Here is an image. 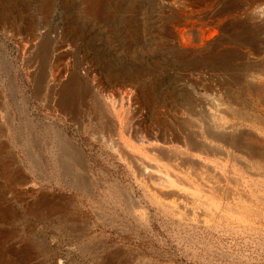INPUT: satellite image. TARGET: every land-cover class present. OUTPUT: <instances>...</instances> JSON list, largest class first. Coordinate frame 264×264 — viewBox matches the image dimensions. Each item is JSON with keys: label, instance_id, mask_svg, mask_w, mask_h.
Returning a JSON list of instances; mask_svg holds the SVG:
<instances>
[{"label": "rangeland", "instance_id": "374dc122", "mask_svg": "<svg viewBox=\"0 0 264 264\" xmlns=\"http://www.w3.org/2000/svg\"><path fill=\"white\" fill-rule=\"evenodd\" d=\"M167 2L181 3L175 12ZM214 2L0 0V264H264V160L249 173L200 154L199 166L187 168L148 149L147 132L154 124L189 126L186 98L175 88L182 72L206 73L202 65L180 62L190 55L187 47L202 50L194 33L223 44L245 25L238 19L226 32L218 31ZM227 51L223 58L231 62ZM56 58H62L57 68ZM233 70L230 79L238 76ZM73 71L76 82L70 81ZM150 84L156 90L139 94L140 86L147 90ZM125 88L135 91L137 104L117 97ZM134 105L144 113L134 114ZM105 112L112 114L114 132ZM132 116L137 123L129 131ZM174 147L188 157L196 153ZM137 158L154 162L157 174L183 175L189 185L174 182L173 190L196 198L194 207L211 214L204 222L192 214L184 223L166 212L179 210L180 199L155 192L153 175L138 169ZM208 164L235 173L239 183L211 179L203 168ZM215 187L241 195L224 196ZM216 210L219 217L212 216Z\"/></svg>", "mask_w": 264, "mask_h": 264}, {"label": "bare ground", "instance_id": "6f19581e", "mask_svg": "<svg viewBox=\"0 0 264 264\" xmlns=\"http://www.w3.org/2000/svg\"><path fill=\"white\" fill-rule=\"evenodd\" d=\"M180 3L178 2V4H179V5H177L178 7L180 6ZM165 5H166V8L170 9V11H175V9L177 10L176 3H173V2L168 3L167 2ZM211 10L214 11L215 15L220 17V19H218V21L216 23V28L218 31H221V33L226 32V30L225 31H223V30L225 28H228L227 26H230V25L234 26L236 24L235 21H238V19L243 20V24H245V25H243V27H241V28L238 25L240 28L239 31H236V32L234 31L235 33L231 34L229 37L226 36V38H225L223 35V37L226 40V41H223V44L216 43L215 42L216 39H214L213 37L211 39H203V38H201L202 35L198 36L197 33H194V37H195V39L197 38L196 40H199L202 50H197V49H195L196 47L194 49L190 48L191 46L189 48L187 47L186 49H190V50H188V51H190L189 52L190 55L186 56V58H182L180 60V62L186 63V65H202L205 68L206 73H202L198 70H195V71L187 70L186 73L182 72L180 74L181 85L175 88V89H181L183 91L185 98H186V101H187L186 102V109H185V114H183V115L188 120L189 126H186V128H185V124L181 123L184 127L180 126L181 128L177 129V128H174V127H172L166 123L162 124L161 126L154 124L153 126L150 127V129L147 132V137H148L147 139L150 141V146L147 145L150 148H148V147L147 148L151 149V150H149L150 151L149 153H151V151H152V152L156 153V155L158 154V155H161L164 157L166 156L169 160H172V161H174L178 164H181V165H186V167L190 166V165L194 166L195 164L198 165L199 163L198 164L195 163L196 157L198 156L197 158L199 159V156H201L200 154H202V155H206L207 157L209 156L210 158L211 157H218V158L226 159V160L230 161L231 163L240 166L241 169H243L244 171L251 173L250 170L252 169V164H254V163L257 164L260 160H264V0H247L244 4L239 3L236 5H231V4H226V3L224 4V2H221V1L217 2V0H216V3L214 2L213 6L211 7ZM235 14H238V15H235ZM189 24H191V23H189ZM192 24H194V23H192ZM200 26H203V25H200ZM182 29H180V31ZM213 34L217 35L215 33H213ZM229 34L230 33H228L227 35H229ZM209 36H211V35H209ZM43 41H46V39H44ZM42 44H46V42H44ZM226 44H229L230 47H228V46L226 47L225 46ZM182 46L179 45L180 48H182ZM226 48L229 49V51L231 50V55H232V57H234V59H232L231 62L229 60L225 61L223 58L224 57L223 55L228 54L227 53L228 51ZM186 54H187V52H186ZM61 60H62V58H59V59L56 58V60L53 61V63H52L53 67L57 68L59 66ZM233 69H235V70H233ZM230 70L236 71V73L238 74L236 79H230L227 77V74H229ZM68 74H69V72H68ZM206 74H208L211 78L207 79ZM143 76H144V74H143ZM77 77L78 76L76 74V71H73L72 73H70V81L76 82L77 80H79ZM63 78H64V76H63ZM55 79H56L57 83H58V81L61 80L60 78H55ZM218 82L219 83H225L227 85L225 90H222L217 85ZM55 84H56V82H55ZM151 90H156L154 84H150L149 86H147V90L145 89V87L140 86V88L138 89V92H139V94H143V93H145V91H146V93H150ZM116 92H117V97L121 98V100H123L125 98V101L127 99V102L129 103V105L135 103V102L133 103V100L135 99V97H134L135 91H130V89L125 88V90H123V91L117 90ZM116 92H114V94ZM107 96H108V94H107ZM107 98H109V97H107ZM123 104H124V100H123ZM135 104H137V103H135ZM131 106H133V105H131ZM103 108H105V107L103 106ZM121 110H124V109H121ZM139 110H140V107L139 106L136 107L134 105V110H133L134 114L141 112ZM142 113H144V112H141V114ZM131 114L129 113V115H131ZM105 115H106V120L108 122V127L110 128V131L112 130L114 132L115 130H117L116 129L117 127H116V123H115L113 117L111 116L112 114L110 115V113L105 112ZM134 117L135 116L131 117V119L133 121L128 124L129 126L127 127V129L129 131H131L133 123H135V122L137 123V119H135ZM141 120H138V123H139V121L141 122ZM63 136L65 137L66 135H63ZM111 137H113V136L111 135ZM113 139H115V138L113 137ZM132 140H134V139H132ZM65 141H66V139H65ZM143 141H144V139H143ZM111 143H113V142H111ZM117 144L118 143H116L115 145H117ZM174 145L184 147L189 152H192V153L196 152V153L194 155L191 154L192 156L188 157V156H186L185 152H183L179 148L178 149L175 148ZM117 147H118V145H117ZM147 148L145 150H148ZM116 149H118V148H116ZM118 150H121V149H118ZM151 154H153V153H151ZM75 155H76V153H75ZM133 157L131 156V158L134 161ZM164 157H162V159H164ZM132 159L130 161H132ZM213 159H215V158H213ZM203 160H204V158H203ZM207 161H209V159ZM136 162L139 165L138 169H140V167H142V166L146 167V171L148 170L150 175H153V176H150V177H152L151 180H150V178L148 179V181L150 180L149 181L150 183L154 184L153 185L154 188H152V189H154V190L156 189L158 192L161 193L162 196H163V194H165V196L170 195V196L178 197L180 199L179 210L164 209V210H166V212H168L171 215L178 217L180 219V221L184 222V223H189V216L192 214H196V215L198 214L199 218H200V220H199L200 222H204V217H207L208 215L211 214V213L209 214L208 211H206L202 207H194V200L196 198H194V200H193L187 193H185L183 191L178 192L177 190H175V191H177V193L172 194V192L174 191L173 186H175V185H173L174 182H178V183H184L185 182V183H187V180L184 179L183 175L181 176L179 174H176V173H173L170 171L169 172L172 173L170 175H169V172L166 174H165V172H164V174H162V173L157 174L155 172V168H158V167H156L154 165V162L152 163V162H150L146 159H143V158H137ZM259 164H257V166ZM138 165H133V166L137 167ZM258 167H262V166H258ZM187 168H189V167H187ZM203 168L207 172L211 173V175H209V176H212V178L211 177H209V178L216 179L218 182L221 181L222 183H228L230 185L231 184L234 185V184L239 183L237 177H235V175H234L235 173H232L230 171H223L220 168L214 166L213 164L205 165V166H203ZM141 170H139V171L137 170V171L140 172ZM199 170L201 171V169H199ZM204 170H202V171H204ZM146 171H144V173ZM161 171H158V172H161ZM252 171H254V170H252ZM148 172H147V174H148ZM191 172H193V171H191ZM144 175L146 176V174H144ZM165 175L169 176V177L171 176L173 178L171 180L172 183L170 182L171 184H168L165 181V179H166ZM192 176H193V174H192ZM202 176H203V174H202ZM206 179H208V178H206ZM211 179H209V182ZM152 180H153V182H151ZM200 181H199V183H201V184L204 183V182H200ZM214 182H216V181H214ZM82 183H84V182L82 181ZM210 185H212V184H210ZM254 186H256V185H254ZM204 187L207 188L208 186L204 185ZM150 189H151V187H150ZM210 189L212 190V188H210ZM156 190H155V192H156ZM214 190L217 192L219 191V192L223 193L224 196H230V197L237 196L238 197V195H241L240 192L236 191V189H233L231 187H228L225 189L215 187ZM206 192H208V191L206 190ZM204 195H205V193H204ZM169 197H167V198H169ZM259 197H261V196H259ZM239 198H241V196H239ZM261 199H263V198H261ZM198 202L201 203L202 201H198ZM195 203L197 204V202H195ZM205 203L202 202V205ZM207 205H208V203H207ZM207 205H204V206H207ZM222 212H223V209H222ZM198 215H197V217H198ZM213 215H215L216 217L220 216V214H219V212H217V210H216V212L214 211L212 216ZM244 223H247V222H244ZM231 225H229V226H231ZM216 226H218V225H216ZM232 226H234V225H232ZM241 227H244V226H241ZM221 228H222V226H221ZM217 230L220 231V229H217ZM230 230H232V229H230ZM222 231H223V229H222ZM114 254H116V253H114ZM225 257H227V256H225ZM131 260L132 259H130V261Z\"/></svg>", "mask_w": 264, "mask_h": 264}]
</instances>
